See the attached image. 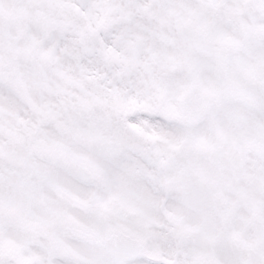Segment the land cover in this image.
Returning a JSON list of instances; mask_svg holds the SVG:
<instances>
[{"label": "snow or ice", "instance_id": "6c2138e0", "mask_svg": "<svg viewBox=\"0 0 264 264\" xmlns=\"http://www.w3.org/2000/svg\"><path fill=\"white\" fill-rule=\"evenodd\" d=\"M0 264H264V0H0Z\"/></svg>", "mask_w": 264, "mask_h": 264}]
</instances>
